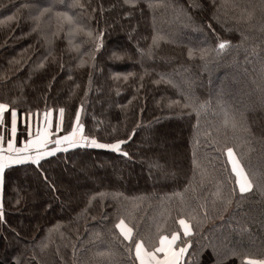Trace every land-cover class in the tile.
I'll return each mask as SVG.
<instances>
[{
  "label": "trees",
  "instance_id": "16d2710c",
  "mask_svg": "<svg viewBox=\"0 0 264 264\" xmlns=\"http://www.w3.org/2000/svg\"><path fill=\"white\" fill-rule=\"evenodd\" d=\"M214 4L0 0V102L15 100L19 118L27 110L42 112L46 103L53 133L63 107L57 135L70 130L82 105L84 135L124 140L129 154L92 148L58 153L64 159L43 164L55 192L30 165L6 170L0 264H133L134 251L130 256L113 239L118 217L144 237L146 247L174 231L184 240L178 220L186 219L192 233L181 264H214L216 253L229 249L238 255L224 264L264 259V3ZM57 12L67 13L71 23L58 22ZM101 31L93 59L88 53ZM217 37L231 45L219 54ZM199 49L206 50L203 58ZM189 94L204 105L199 112L183 106ZM226 112L234 122H225ZM4 127L6 142L7 114ZM27 127L19 122L17 143L27 139ZM174 134L172 143L183 153L176 160L172 152L169 168L166 141ZM225 147L233 148L252 183L243 196ZM79 167L92 170L77 174L72 185L64 173Z\"/></svg>",
  "mask_w": 264,
  "mask_h": 264
},
{
  "label": "snow or ice",
  "instance_id": "6c2138e0",
  "mask_svg": "<svg viewBox=\"0 0 264 264\" xmlns=\"http://www.w3.org/2000/svg\"><path fill=\"white\" fill-rule=\"evenodd\" d=\"M264 3V0H261ZM125 4H135L136 0H124ZM213 5L214 0H213ZM151 7V5H150ZM51 6L44 9L41 12L51 11ZM95 11V9H93ZM183 11V9H181ZM55 16L58 18V22L64 20L71 23L72 18L67 15V13H55ZM9 20L12 17H8ZM34 19L39 21L40 17L37 16ZM39 25L37 24V27ZM210 28L211 25H208ZM35 30V29H34ZM55 35V33L53 34ZM88 36H92V32L87 33ZM102 37L103 32H98L94 38L93 49L88 53L93 59L95 57V51H98L102 46ZM217 46L215 51L219 54L222 50L228 49L231 45L227 40H220L217 37ZM157 42V37H153V45ZM49 43L51 41L49 40ZM141 57L144 55V51L138 49ZM201 54V58L206 54L205 49L198 50ZM148 53L151 54V47L148 50ZM188 55L190 58L194 55V50L189 49ZM119 58V57H115ZM81 64L84 63L83 60L80 61ZM43 67V61L38 65ZM119 73L116 74L117 78ZM128 75L131 73L125 74L124 79H128ZM164 78L163 76L161 77ZM142 79V77H141ZM171 83V81H167ZM184 107L191 108L194 111L199 112L204 105L197 106L194 102L193 97L189 94L185 96ZM83 106L81 105L80 109L75 112L74 121L70 123V130L63 135H56L53 133V110L47 106L45 103V108L42 110H37L33 112L32 110H27L26 113H21V118L28 121V127L26 131L28 133L27 139H25L21 146H17L16 134H17V120L18 113L15 106V100L12 101L11 105L9 102H0V126L5 124L6 114L10 122V136L5 142V137L0 135V221L4 219V205L2 201L3 190L5 187L6 181V170H11L16 166L30 165L38 173V177L42 182L45 183L53 192L56 191V186L54 182H50V178L45 175L48 169H45L43 164H52L54 162L51 158L64 159L63 157H58V153H68L71 149L75 148H92L100 150H108L114 152L118 155L128 157V152L122 149V145L125 143L124 140H116L115 142H100L95 137L86 136L83 133V123L81 121V111ZM59 119L55 124L56 132H60L63 128V120L65 109L60 107L59 110ZM226 123L229 120L234 122L235 117L231 116L229 113H225ZM35 118L36 126L35 131L32 130L31 121ZM42 121V122H41ZM6 145V146H5ZM224 152L227 156V162L231 165V173L234 174V183L238 186L239 194L243 196L244 193L249 192L252 189V183L248 179L247 174L243 166L240 163V160L236 157V154L233 151L232 147H225ZM154 167H160L159 164L152 165ZM235 188L232 189L235 192ZM58 199V197H54ZM17 204L20 203L19 197L15 201ZM230 202V201H229ZM51 207V205H47ZM207 215V211H205ZM104 219H107V214L104 215ZM178 224L182 229L184 240L180 239V232L174 231L170 235L158 234L155 241L149 240L150 247H146L144 237H137L134 235L133 226H129L125 222L124 218L118 217L117 222L114 224V229L118 230V233L113 234V239L117 243L121 244L125 251L131 256L134 251L133 264L138 261V264H181L182 258L187 253L188 247H190V241L187 240L192 233V225L184 218L178 220ZM122 238V239H121ZM127 242L125 245L123 242ZM177 241H180L178 244ZM44 247H47L46 244L41 245V250ZM215 252V249H214ZM217 260L214 261V264H224V260L229 255H238L235 249H229L224 253H216ZM19 264V262H17ZM248 264H264V259L248 260Z\"/></svg>",
  "mask_w": 264,
  "mask_h": 264
},
{
  "label": "rangeland",
  "instance_id": "374dc122",
  "mask_svg": "<svg viewBox=\"0 0 264 264\" xmlns=\"http://www.w3.org/2000/svg\"><path fill=\"white\" fill-rule=\"evenodd\" d=\"M34 120H35V118H34ZM42 122V121H41ZM53 126H54V119H53ZM1 128L2 129H4L5 127H4V125L3 126H0V130H1ZM32 129H33V127H32ZM17 133L19 132V125H17ZM53 130V129H52ZM55 134V133H54ZM1 135V134H0ZM28 135V134H27ZM57 135V134H56ZM177 138V135L176 134H174L173 135V137L171 138L172 140L171 141H166V143H167V147H169L168 149L169 150H167V152H168V164H167V166L170 168L171 167V160H170V157H171V155H172V152L174 153V157H176V160L177 159H179V157H180V154H182L183 152L182 151H177V149H180L179 148V145L178 144H173V143H175V141L172 143V141H173V139H176ZM16 140H17V134H16ZM25 140V139H24ZM23 140V141H24ZM23 141H21L20 142V144L19 143H17V146H21V144H22V142ZM17 142V141H16ZM170 153V154H169ZM92 169L91 168H88L87 167V169L85 170V169H82V167H79V168H75V170H74V173L73 172H71V173H67L66 174V172L64 173V175H65V178L68 180V181H70L71 183H73L72 185H74V183H75V180L78 178V176H77V174H81V175H83V174H85V173H88V172H90ZM94 184H95V182H94ZM63 194V193H62ZM74 194H75V192H74ZM61 200H62V198H61ZM62 202V201H61ZM184 258V257H183ZM183 258H182V260H183Z\"/></svg>",
  "mask_w": 264,
  "mask_h": 264
},
{
  "label": "crops",
  "instance_id": "0c3cea01",
  "mask_svg": "<svg viewBox=\"0 0 264 264\" xmlns=\"http://www.w3.org/2000/svg\"><path fill=\"white\" fill-rule=\"evenodd\" d=\"M20 121H22V123H23V125H26L27 124V119H26V117L24 118V119H22V118H19V116H18V120H17V125H19V122ZM31 123H32V127H33V131H35V126H36V121L34 120V118H33V120L31 121ZM18 131V130H17ZM58 133V132H57ZM57 133H55V134H57ZM17 141V140H16Z\"/></svg>",
  "mask_w": 264,
  "mask_h": 264
}]
</instances>
